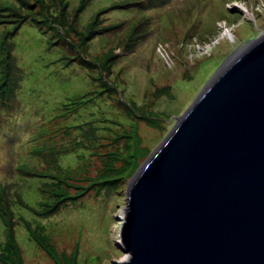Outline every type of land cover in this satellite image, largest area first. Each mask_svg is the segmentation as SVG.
<instances>
[{"label":"rangeland","instance_id":"1","mask_svg":"<svg viewBox=\"0 0 264 264\" xmlns=\"http://www.w3.org/2000/svg\"><path fill=\"white\" fill-rule=\"evenodd\" d=\"M79 9L78 0H0V252L12 238L19 264H55L24 219L45 225L35 235L60 256L77 252L78 264L124 259L115 240L129 179L222 64L264 34V0ZM52 17L68 29L49 27Z\"/></svg>","mask_w":264,"mask_h":264},{"label":"water","instance_id":"2","mask_svg":"<svg viewBox=\"0 0 264 264\" xmlns=\"http://www.w3.org/2000/svg\"><path fill=\"white\" fill-rule=\"evenodd\" d=\"M176 120L128 181L110 264H264V34Z\"/></svg>","mask_w":264,"mask_h":264},{"label":"trees","instance_id":"3","mask_svg":"<svg viewBox=\"0 0 264 264\" xmlns=\"http://www.w3.org/2000/svg\"><path fill=\"white\" fill-rule=\"evenodd\" d=\"M88 2V0H83L80 5L78 7H80V9H82L84 7V5H86ZM22 4V3H21ZM24 5V4H22ZM79 9V10H80ZM60 11V9H59ZM58 15V14H57ZM97 19V18H96ZM49 24L51 23H57L56 22V19L55 17L53 18H48L47 19ZM59 22H61V20L57 19ZM19 26V23H17V25L14 27V31L15 29ZM59 30L63 31V27H65V29H68V25L63 23L61 25H57ZM89 32L87 33V35L90 33V30H88ZM75 32V30H72V33ZM4 35V34H3ZM8 37L6 34L4 35L3 37V40L0 41V48L2 50V46H3V59L5 60V55H6V52H7V48L5 47V38ZM86 37V36H85ZM83 36V39L85 38ZM79 41L75 42V43H78ZM72 46V44H71ZM4 62V61H3ZM135 133H131L130 135H134ZM125 137H127V135H125ZM121 154V153H120ZM118 155V154H116ZM21 166L22 167H26V165L24 163H21ZM37 175H40L41 177L45 176L43 174H37ZM104 181H111L112 179H109V178H106V179H103ZM101 181V180H100ZM98 181H96V183H98ZM46 194H50L49 192H46ZM48 202H45L44 203V207H48ZM4 205V204H3ZM26 209H30L25 207ZM33 212H35V215H44V211L43 212H38L36 211V209H32ZM0 218L3 222V212H0ZM24 224L26 225L27 227V231H28V235L29 236H32V239L36 240L39 244H40V247H42L46 252H47V255L50 256L52 258V261L55 263V264H78L77 262V259H78V256H77V252H73V254H70V255H67V254H63V256H60L58 252H55L54 249L49 246V244L47 242H42L39 238V236L35 235L36 232L34 231L33 229V225H36L37 229L38 227L39 228H43V225H40L41 223L40 222H34L30 219H24L23 220ZM46 227V226H45ZM123 245V243H122ZM124 246V245H123ZM16 245H15V241L11 238V239H8L6 241V244L4 245V248H3V251L0 252V264H19L16 259L14 258V254L16 253ZM90 261H95V260H90Z\"/></svg>","mask_w":264,"mask_h":264},{"label":"clouds","instance_id":"4","mask_svg":"<svg viewBox=\"0 0 264 264\" xmlns=\"http://www.w3.org/2000/svg\"><path fill=\"white\" fill-rule=\"evenodd\" d=\"M222 26H224V25H222ZM224 28H225V31H224V32H225L226 34H228V36H232V34H230V29L228 30L226 27H224ZM208 45H210V43H208V44H206V45H203V46L200 45L202 48L199 47V50L202 52V50H204V49H203L204 46H206V51L209 50L210 48H209ZM119 232H120V231H119ZM126 257H127V256H126ZM126 257H125V258H126ZM125 258H124V259H125ZM124 259H122V260H124Z\"/></svg>","mask_w":264,"mask_h":264},{"label":"bare ground","instance_id":"5","mask_svg":"<svg viewBox=\"0 0 264 264\" xmlns=\"http://www.w3.org/2000/svg\"><path fill=\"white\" fill-rule=\"evenodd\" d=\"M228 60H229V59H228ZM228 60H227V61H228Z\"/></svg>","mask_w":264,"mask_h":264}]
</instances>
